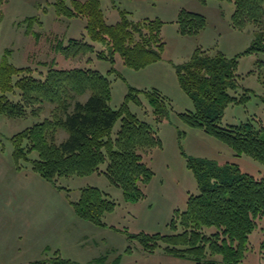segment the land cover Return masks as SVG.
<instances>
[{"label":"trees","instance_id":"16d2710c","mask_svg":"<svg viewBox=\"0 0 264 264\" xmlns=\"http://www.w3.org/2000/svg\"><path fill=\"white\" fill-rule=\"evenodd\" d=\"M219 1L234 4L235 29L254 28V40L244 54L264 53V0ZM54 6L58 17L87 20L82 39L67 43L58 36L52 39L54 52L66 59L96 54L114 63L119 56L124 65L140 70L162 58L164 22L160 19L135 22L122 13L119 22L110 24L103 0H71V5L67 0H57ZM177 23L182 35L194 36L206 28L207 20L184 10ZM96 43L103 48L98 49ZM44 65L48 71L42 76H36L31 67H16L8 62L0 66V116L35 120L12 137L17 168H30L60 190L63 188L58 182L62 177L105 174L123 190L126 199L139 201L146 197L144 188L153 180L154 172L145 163L144 153L162 148L163 142L154 125L142 120L130 104L146 107L144 95L158 124L169 115L167 99L158 90L132 88L126 101L115 110L111 107L112 83L108 76L88 67L57 68L55 61ZM238 67L237 57L201 49L178 66L179 84L194 104V110L181 118L189 127L202 129L228 145L237 155H247L264 165L263 122L224 123L231 105L249 100L247 95L240 98ZM87 94L86 101L79 99ZM49 104L55 106L52 117L36 120ZM118 123L120 127L116 129ZM61 131L68 137L58 143ZM188 168L196 177L200 193L189 197L183 213L176 212L170 225L172 234L141 233L128 235L129 239L139 240L149 253L166 245L170 254L192 256L196 264H242L250 249V236L258 221L264 219V176L257 179L237 165L221 166L205 159H190ZM71 203L79 219L103 228L107 227L105 215L114 212L117 205L96 187L83 189L80 198ZM212 227L217 231L207 233ZM261 250L264 254V238ZM34 264L78 263L57 251L49 260Z\"/></svg>","mask_w":264,"mask_h":264},{"label":"rangeland","instance_id":"374dc122","mask_svg":"<svg viewBox=\"0 0 264 264\" xmlns=\"http://www.w3.org/2000/svg\"><path fill=\"white\" fill-rule=\"evenodd\" d=\"M57 0H8L0 2V66L31 67L35 75L47 73L45 62L55 61L57 68L88 67L109 77L112 83L111 107L118 110L132 88L158 90L168 102L169 115L156 124L148 101L146 107L130 104L131 110L158 130L162 148L144 153V161L154 178L144 188L146 197L139 201L126 199L123 190L105 174L62 177L58 185L43 180L30 168L19 170L13 158L12 137L25 130L34 118L17 119L0 116V264H34L49 260L55 252L78 264H196L192 256L178 257L161 245L147 252L139 240L128 235L172 234L171 222L177 211L187 209L191 195L199 194L189 160H209L221 166L234 164L257 179L264 176V165L247 156H239L228 145L191 128L181 115L194 110V104L181 88L176 69L188 62L199 49L239 60L241 93L246 103L231 105L225 113V125L262 121L264 124V53L244 54L254 40V28L238 30L232 26L235 6L228 1L209 0H103V10L110 24L125 13L132 21L160 19L164 22L162 39L165 50L160 61L135 70L116 62L101 60L96 54L66 59L52 49V39H82L86 34L84 18H61L55 11ZM71 5V0H67ZM203 15L206 28L194 36L182 35L178 18L182 11ZM90 41L89 39H87ZM102 49V44H95ZM261 72V73H260ZM43 74H41L42 76ZM249 89L246 93L245 90ZM89 94L79 98L86 101ZM54 105H46L36 120L51 118ZM120 127L118 123L116 129ZM58 135V143L67 139ZM105 169V165L103 166ZM96 187L117 205L104 217L107 227H98L79 219L73 209L83 189ZM217 228L207 229L213 233ZM264 219L250 236V249L242 264H264L261 242ZM103 258L101 260L100 258ZM221 256H216L221 260Z\"/></svg>","mask_w":264,"mask_h":264}]
</instances>
